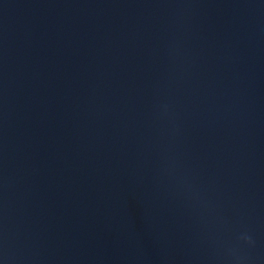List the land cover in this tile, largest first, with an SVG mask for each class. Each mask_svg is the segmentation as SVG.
I'll list each match as a JSON object with an SVG mask.
<instances>
[{
    "label": "water",
    "instance_id": "water-1",
    "mask_svg": "<svg viewBox=\"0 0 264 264\" xmlns=\"http://www.w3.org/2000/svg\"><path fill=\"white\" fill-rule=\"evenodd\" d=\"M0 264H117L34 115L1 37Z\"/></svg>",
    "mask_w": 264,
    "mask_h": 264
}]
</instances>
